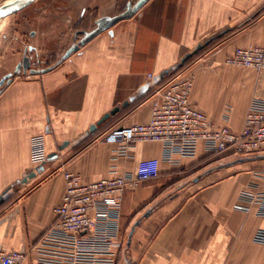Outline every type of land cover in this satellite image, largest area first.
Segmentation results:
<instances>
[{
	"label": "crops",
	"instance_id": "obj_1",
	"mask_svg": "<svg viewBox=\"0 0 264 264\" xmlns=\"http://www.w3.org/2000/svg\"><path fill=\"white\" fill-rule=\"evenodd\" d=\"M118 2L52 0L58 7L50 17L39 10L38 26L49 24L53 31H46L59 39L63 28L77 27L89 9L96 16L87 29L74 32L53 66L41 71L23 55L32 75L0 80V195L11 189L0 203V248L27 252L39 243L56 220L65 172L91 183L112 169L134 174L142 160L157 159L159 175L124 193L123 246L107 264H264V219L235 209L243 191L264 192V155L220 162L200 144L195 158L174 155L168 162L162 144L139 142L127 158H117V147L104 142L115 127L149 122L153 100L169 80L170 74H161L212 38L182 70L193 76L191 102L215 125L241 131L251 100H264V71L225 60L237 48L264 47V10L257 13L264 0L129 1V17L101 26L91 37L101 21L128 13L129 7L115 11ZM19 65L23 68L18 62L14 74ZM117 106L115 116L88 133ZM36 136H43L47 154L57 157L21 183L37 168L30 146ZM65 142L69 145L60 150Z\"/></svg>",
	"mask_w": 264,
	"mask_h": 264
},
{
	"label": "built area",
	"instance_id": "obj_2",
	"mask_svg": "<svg viewBox=\"0 0 264 264\" xmlns=\"http://www.w3.org/2000/svg\"><path fill=\"white\" fill-rule=\"evenodd\" d=\"M225 64L264 71V47L237 48ZM152 78V76H150ZM193 76L180 73L168 80L152 103L149 122L118 126L104 142L116 146L117 158H127L128 150L139 142L163 146V159L174 155L195 158L200 144L209 155H231L241 159L264 155V100H251L241 131L215 125L191 102ZM31 161L39 167L48 154L43 136L31 139ZM159 175V160H142L136 172L109 174L91 183L65 172V193L55 209L56 220L39 243L27 252L0 248V264H107L114 263L120 240L122 203L127 190H136ZM235 209L264 219V192L243 191Z\"/></svg>",
	"mask_w": 264,
	"mask_h": 264
},
{
	"label": "rangeland",
	"instance_id": "obj_3",
	"mask_svg": "<svg viewBox=\"0 0 264 264\" xmlns=\"http://www.w3.org/2000/svg\"><path fill=\"white\" fill-rule=\"evenodd\" d=\"M4 1L5 0H0V3ZM129 1L131 2V5H133L138 0H119L118 4L115 6V11L119 12L124 8L131 6H128ZM57 7L58 6H55L52 3V0H35L29 5H26V9H23V11H20L16 15L10 16V14H7L3 17V19H1L0 34L4 26L5 29L0 36V80L7 75H11L12 77L32 75L29 72L25 73L23 68H20L17 73H13L15 64L18 62L23 64V55L24 57H31L32 61L35 62L39 68H41V71L53 66L54 63L64 54L66 49L72 44L73 38H75L74 32L76 30L87 29L89 25L92 24V21L96 16L94 10L89 9L84 20L79 22L77 27L72 24V29L68 28V26V29L63 28L65 34L62 35L61 39H59L58 36H55L52 33L48 34L46 30L50 32L53 31L52 29L47 28L49 27V24L45 25L41 22V28L38 26V19L41 18L39 10H41L42 15L46 12V14L50 17L54 14L53 9ZM109 9V11H113V7H109ZM50 22V24H53L54 20ZM34 31L38 34L36 38L31 36V33ZM200 54H202V51L187 61L184 66L188 65V63L196 59ZM37 62H41V65L39 66ZM32 70L35 71L38 70V68H32ZM180 71L181 69L174 70L170 74L172 75L171 78H174L182 73V71ZM228 160L231 159L224 158L223 160H220V162H228ZM215 164H217V161H215Z\"/></svg>",
	"mask_w": 264,
	"mask_h": 264
},
{
	"label": "water",
	"instance_id": "obj_4",
	"mask_svg": "<svg viewBox=\"0 0 264 264\" xmlns=\"http://www.w3.org/2000/svg\"><path fill=\"white\" fill-rule=\"evenodd\" d=\"M33 1H35V0H5L4 2L0 3V13H2V15H0V20L5 15L11 14V13L17 11L18 9L22 8L23 6L28 5L29 3L33 2ZM139 6H140V4L138 3L134 10L139 8ZM131 12H133V10H132L131 7H129V11H128V13H126V15H123L120 18H116L115 20H113L111 22L101 21L100 25H99V28L92 34L91 37L96 35V33H98L101 30V26H106L107 27V26H109V25H111L113 23L118 22L121 19L127 18V17H129L131 15ZM91 37H89L88 39H90ZM213 39L214 38L208 40L205 44L198 45L193 52L186 54L181 59L180 63L177 64V66L175 68L169 69V70L165 71L163 74H161V78L171 74L176 69L182 68L187 63V61H189L191 58H193L195 55H197L204 47L209 45ZM69 54L70 53H68V55ZM28 67H29L28 59L25 58L24 61H23V70H24L25 73L27 72ZM20 68H21V65H19V67L17 69V72H18V70ZM8 77H11V76H8ZM119 111H120V107L119 106L113 108L109 113L105 114L96 124L91 126V128H90L88 133L90 134V133L95 132V130L97 129L98 126L102 125L110 117L115 116ZM68 145H69V143L65 142L62 146H60V150H63ZM56 157H57V153H52V154L48 155V160L49 161L50 160H54ZM243 161H244V159H238V160L234 161L233 163L243 162ZM44 165H41V166L35 168L34 171L29 173L27 176H25V178L22 180L21 183H26L29 179H32L33 177H35L37 175V173L43 171L44 170ZM228 165H230V164H228ZM10 191H11V189H8V190H6L5 192H3L0 195V203L4 202V200L8 198V195H9ZM129 242H130V240H128V244H129Z\"/></svg>",
	"mask_w": 264,
	"mask_h": 264
},
{
	"label": "trees",
	"instance_id": "obj_5",
	"mask_svg": "<svg viewBox=\"0 0 264 264\" xmlns=\"http://www.w3.org/2000/svg\"><path fill=\"white\" fill-rule=\"evenodd\" d=\"M263 10H264V5L258 10L257 13L260 14ZM183 67H184V66H183ZM183 67H182V68H183ZM182 68H179L178 70L181 69V71H182V70H183ZM181 71H180V72H181ZM177 73H178V72H177ZM177 73H175V74H177ZM171 76H172V75H170L168 78H171ZM210 156H211V157H212V156H220L221 159H224V158H226V159L228 158V159H231V160H234V159H235V158H234L233 156H231V155H224V154H223V155H210Z\"/></svg>",
	"mask_w": 264,
	"mask_h": 264
},
{
	"label": "snow or ice",
	"instance_id": "obj_6",
	"mask_svg": "<svg viewBox=\"0 0 264 264\" xmlns=\"http://www.w3.org/2000/svg\"><path fill=\"white\" fill-rule=\"evenodd\" d=\"M0 15H2V13H0Z\"/></svg>",
	"mask_w": 264,
	"mask_h": 264
}]
</instances>
